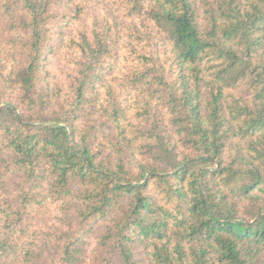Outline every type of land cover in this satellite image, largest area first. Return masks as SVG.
Masks as SVG:
<instances>
[{"label": "trees", "instance_id": "obj_1", "mask_svg": "<svg viewBox=\"0 0 264 264\" xmlns=\"http://www.w3.org/2000/svg\"><path fill=\"white\" fill-rule=\"evenodd\" d=\"M0 264H264V0H0Z\"/></svg>", "mask_w": 264, "mask_h": 264}, {"label": "rangeland", "instance_id": "obj_2", "mask_svg": "<svg viewBox=\"0 0 264 264\" xmlns=\"http://www.w3.org/2000/svg\"><path fill=\"white\" fill-rule=\"evenodd\" d=\"M55 63H56V58L53 56V57L51 58V60H50V64H49V66H50V67H54Z\"/></svg>", "mask_w": 264, "mask_h": 264}]
</instances>
